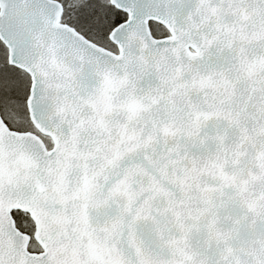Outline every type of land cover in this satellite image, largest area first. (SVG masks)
<instances>
[{"label":"snow or ice","instance_id":"6c2138e0","mask_svg":"<svg viewBox=\"0 0 264 264\" xmlns=\"http://www.w3.org/2000/svg\"><path fill=\"white\" fill-rule=\"evenodd\" d=\"M0 264H264V0H0Z\"/></svg>","mask_w":264,"mask_h":264}]
</instances>
